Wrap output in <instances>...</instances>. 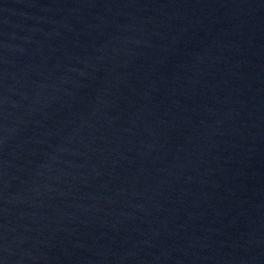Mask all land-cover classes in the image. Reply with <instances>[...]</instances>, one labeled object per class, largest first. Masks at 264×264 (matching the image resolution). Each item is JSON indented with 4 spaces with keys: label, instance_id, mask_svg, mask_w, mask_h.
<instances>
[{
    "label": "water",
    "instance_id": "1",
    "mask_svg": "<svg viewBox=\"0 0 264 264\" xmlns=\"http://www.w3.org/2000/svg\"><path fill=\"white\" fill-rule=\"evenodd\" d=\"M0 264H264V0H0Z\"/></svg>",
    "mask_w": 264,
    "mask_h": 264
}]
</instances>
